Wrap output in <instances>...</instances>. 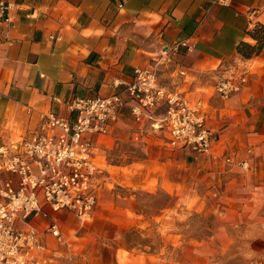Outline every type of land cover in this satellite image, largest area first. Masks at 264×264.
<instances>
[{
    "label": "crops",
    "instance_id": "1",
    "mask_svg": "<svg viewBox=\"0 0 264 264\" xmlns=\"http://www.w3.org/2000/svg\"><path fill=\"white\" fill-rule=\"evenodd\" d=\"M4 1L9 9L0 19V143L19 140L46 112L75 119L70 107L75 97L112 94L118 83L133 80L137 67L151 64L165 44L185 41L187 46L164 59L159 81L205 117L218 137L212 153L168 146L164 112L149 110L138 123L125 106L108 133L91 134L95 159L103 172L121 169L125 186L161 189L171 199L187 194L197 213H219L236 225H264V47L250 58L237 50L241 42L257 44L250 31L264 25V0ZM240 75L245 82L231 98L215 94L219 79ZM124 145H139L141 155L111 164L109 153ZM8 177L0 175V186ZM74 218L69 212L60 216L66 238ZM106 220L95 221L94 233H102ZM122 252L123 264L159 260L122 247L107 251V264H122ZM193 256L198 260L205 252L197 249Z\"/></svg>",
    "mask_w": 264,
    "mask_h": 264
},
{
    "label": "built area",
    "instance_id": "2",
    "mask_svg": "<svg viewBox=\"0 0 264 264\" xmlns=\"http://www.w3.org/2000/svg\"><path fill=\"white\" fill-rule=\"evenodd\" d=\"M8 9L9 4L0 0V19ZM181 46L187 43L165 44L151 64L137 67L133 80L118 83L108 96L75 97L70 102L75 119L46 112L19 140L0 143V175L10 177L0 186V264H55L57 254L48 245L50 240L68 245L57 214L69 212L82 224L93 220L103 169L95 159L91 134L108 133L123 107H129L140 123L147 111L164 106L168 146L199 155L212 153L218 137L205 117L159 81L164 59ZM244 82L243 75L221 78L215 94L227 100ZM253 264H264V258Z\"/></svg>",
    "mask_w": 264,
    "mask_h": 264
},
{
    "label": "rangeland",
    "instance_id": "3",
    "mask_svg": "<svg viewBox=\"0 0 264 264\" xmlns=\"http://www.w3.org/2000/svg\"><path fill=\"white\" fill-rule=\"evenodd\" d=\"M158 108L159 112H165L164 106ZM141 151L139 145L121 146L109 153V162L124 165L139 157ZM120 170L118 174L114 167H109L100 175L102 188L94 220L107 218L102 233H94L95 221L82 224L77 218L70 220L67 224L70 247L57 245L55 240L48 243L57 254L55 264H101L102 257L107 264V251L113 254L122 247L135 254L159 255V260L152 264H199L202 261L204 264H253L264 258V225L261 223L236 225L234 220L219 213H197L190 209L187 194L170 199L166 208L159 209L166 201L162 190L150 192L125 186ZM63 213L57 216L60 218ZM197 249L203 250L205 257L195 260L193 253ZM124 254L119 257L122 264Z\"/></svg>",
    "mask_w": 264,
    "mask_h": 264
},
{
    "label": "trees",
    "instance_id": "4",
    "mask_svg": "<svg viewBox=\"0 0 264 264\" xmlns=\"http://www.w3.org/2000/svg\"><path fill=\"white\" fill-rule=\"evenodd\" d=\"M250 33H251L252 37L257 40V44L252 45V44L247 43V42H241V43H239V45L237 47L238 52L243 57H246V58H250L253 55L259 54L260 51L262 50V48L264 47V25L263 24L256 25L255 28L250 31ZM162 193L165 195L166 201L158 206L159 209L166 208V205L169 203V201L171 199V195L169 193H167L164 190H162ZM147 194L150 196H153L152 193H147Z\"/></svg>",
    "mask_w": 264,
    "mask_h": 264
}]
</instances>
